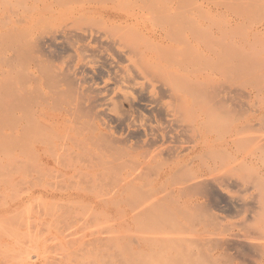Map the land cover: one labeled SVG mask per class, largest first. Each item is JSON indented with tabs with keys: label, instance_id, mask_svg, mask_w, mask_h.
<instances>
[{
	"label": "rangeland",
	"instance_id": "obj_1",
	"mask_svg": "<svg viewBox=\"0 0 264 264\" xmlns=\"http://www.w3.org/2000/svg\"><path fill=\"white\" fill-rule=\"evenodd\" d=\"M0 264H264V0H0Z\"/></svg>",
	"mask_w": 264,
	"mask_h": 264
},
{
	"label": "crops",
	"instance_id": "obj_2",
	"mask_svg": "<svg viewBox=\"0 0 264 264\" xmlns=\"http://www.w3.org/2000/svg\"><path fill=\"white\" fill-rule=\"evenodd\" d=\"M27 69V68H26ZM27 71L29 72L30 71V69L28 68L27 69ZM26 76H28V74L26 75ZM24 77L25 76H23V79H24ZM35 79V78H34ZM17 94H18V92L17 93H15L14 92V90H12L11 89V93H10V95H11V107H12V103L13 102H16V101H18V100H20V98H17ZM50 96H52L53 97V100H55L54 98L56 97L57 99L58 98H60V95L58 94V93H51L50 94ZM55 96V97H54ZM39 97H42L43 99H45L46 100V97H47V99H49V96L47 95V93H45V91H43V94L42 95H39ZM24 100H25V98H24ZM31 100V99H30ZM46 122V121H45ZM19 127H17L16 129H15V131L13 130V128H11V132H9V136H8V139H9V146H10V148H11V150L13 151V152H15V150H17V145H15L14 143H13V140L14 139H16L17 141H18V139H19ZM14 135H16V136H14ZM197 150V147H195V149L193 150V151H196ZM15 154V153H14ZM175 162L176 163H178V162H180V160L177 158L176 160H175Z\"/></svg>",
	"mask_w": 264,
	"mask_h": 264
},
{
	"label": "bare ground",
	"instance_id": "obj_3",
	"mask_svg": "<svg viewBox=\"0 0 264 264\" xmlns=\"http://www.w3.org/2000/svg\"><path fill=\"white\" fill-rule=\"evenodd\" d=\"M118 26V25H117ZM116 26V27H117ZM12 57V56H11ZM13 59H15L14 57H13ZM13 61V60H12ZM16 102H13L12 103V109L13 108H15L16 109V107H14V106H16V104H15ZM15 109H13L12 111H14ZM12 121H13V119H12ZM14 121H16L15 119H14ZM22 125V127L21 128H23V124H21ZM12 128H13V130L15 131V129L17 128V124H16V122L14 123V122H12ZM26 128H24L23 130H25ZM22 131V130H21ZM24 132V131H23ZM14 136H16V135H14ZM19 140V139H18ZM18 141L16 140V139H14L13 140V143L15 144V145H17L18 143H17Z\"/></svg>",
	"mask_w": 264,
	"mask_h": 264
}]
</instances>
